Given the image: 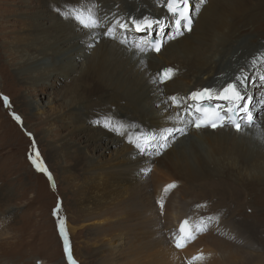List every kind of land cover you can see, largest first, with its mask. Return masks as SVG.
Returning a JSON list of instances; mask_svg holds the SVG:
<instances>
[{
	"label": "bare ground",
	"instance_id": "1",
	"mask_svg": "<svg viewBox=\"0 0 264 264\" xmlns=\"http://www.w3.org/2000/svg\"><path fill=\"white\" fill-rule=\"evenodd\" d=\"M132 1L90 0L96 14L102 20L108 18L103 27L91 32L58 11L78 4L89 6V0H23L12 10V24L19 28L10 31L6 49L17 62L20 79L53 91L59 77L70 81L67 94L42 104L51 114L45 121L49 140L56 136L59 122L68 132L57 147L50 148L66 165L62 179L77 202L73 222L67 216V235L80 233L82 252L93 264H186L181 249L171 243L170 233L186 217L208 216L204 215L208 206L218 220L213 221L211 235L203 244L210 251L202 253L226 251L232 246L229 242H236L243 252L234 264L264 263V258L255 256V244L247 242L259 239L249 238L237 215L240 207L257 206L248 197L264 189V112L240 132L229 126L192 130L188 115L183 117L185 123H179L177 113L182 109L169 99L188 97L205 87L218 89L243 73L249 78L244 92L245 98H251V113L260 107L264 41L259 39L261 29L245 33L249 27L242 25L240 17L250 15V24L261 28V6L256 0L196 4L194 9L200 10L193 17L192 32L175 39L169 38L174 30L166 27L148 33L121 32L117 26L115 38L104 37L116 18L123 22L129 17H149L172 23L163 0ZM258 3L264 6V0ZM145 6L147 10L140 11ZM148 37L164 43L158 55L134 48ZM172 67L179 74L168 83H159L157 73ZM60 98L63 102H57ZM32 105L36 113H44L41 103ZM104 117L124 125L123 134L109 128L87 133L91 122ZM172 128L185 132H174L175 138L169 137L171 142L161 154L151 153L148 158L136 148V143L146 148V139L152 136L162 143L159 137ZM172 183L175 187L164 193V187ZM234 198H240V203H233Z\"/></svg>",
	"mask_w": 264,
	"mask_h": 264
},
{
	"label": "rangeland",
	"instance_id": "2",
	"mask_svg": "<svg viewBox=\"0 0 264 264\" xmlns=\"http://www.w3.org/2000/svg\"><path fill=\"white\" fill-rule=\"evenodd\" d=\"M22 1L0 0V264H67L63 240L58 231L54 210L58 205L60 206L59 215L63 217L66 226L67 216L69 222H73L74 206L77 205V202L72 197V189H68L62 179V171L66 165L57 156V151L50 148L57 147L62 137L68 132L65 131L64 124L59 122L54 129L56 136L54 138L50 137L51 139L49 140L48 134L51 133L47 130L48 126L45 121L49 119L51 114L46 108V104L45 106L42 104L49 100L53 102L54 97H61L67 94L70 88V81L65 80L62 76L59 77L55 83L56 89L53 91L52 87L44 85L35 88L34 85L24 83L17 75L15 71L17 62L14 56L6 49V45L11 41L9 39L11 36L10 31L19 28L12 24L13 21L11 19L14 17L12 10L16 8L15 5ZM211 1L207 0L206 5H210ZM259 1L256 0L255 4L261 6L259 12H264V6L258 3ZM132 2L138 3L134 0ZM195 6L196 3L193 0V9ZM141 10H147V7H140ZM152 10L151 12H154ZM137 18L140 19L139 17ZM240 19L244 21L243 26L249 27L244 31L245 33H249L251 29H261L258 34L262 36L259 39L263 43L264 24L261 25V28H258L257 24L252 26L250 24L252 19L248 14H243ZM171 24L168 21L165 29L174 30ZM118 30H120L119 27ZM54 92L56 93L54 94ZM4 97L8 98V106L5 105ZM258 97L261 100V105L252 114L253 119L256 120L264 112V93H261ZM57 102H63L62 98L57 100ZM32 103H41L44 113L39 111L37 112L38 116L35 115L37 113ZM261 109H263L262 113ZM13 114L19 116L20 121L15 120ZM104 129L106 127L102 126V124H92L91 122L85 130H87V133L93 134L98 130ZM75 142L80 143L77 140ZM33 143L39 150L48 170L49 168L52 169L50 170L51 172L53 171L51 174L56 187L50 188L48 177L35 171L28 159L29 153L33 150ZM158 146L159 142L150 149L151 152L146 150L144 156L150 158V154L155 152ZM147 148L148 145H146L145 149ZM161 150L159 151L160 154ZM89 152L90 154L95 153L93 148L89 149ZM52 155L55 156L54 159ZM74 172L76 173L77 171L75 170ZM263 190L256 189L252 192L253 195L248 197L249 200L254 201L251 205L257 204L259 207H246L247 209L240 207L237 210L238 217H241V222L243 225L245 224V229L243 230L248 232L246 233L249 238L254 236V238L259 239V241L247 239V242L255 244L256 250H258V254L255 256L261 258H264V203L258 204L257 202L264 201ZM257 195L259 196L258 198H256ZM232 201H234L233 203H240V198H234ZM213 205L216 207V203ZM204 210L206 212L204 215L211 216V209L208 206ZM247 224L252 227H248ZM250 228L252 229L251 231ZM209 235H211L210 230L200 234V237L192 241L186 250L183 251L181 249L180 252L184 258L190 260L200 252L210 251L203 245L208 241ZM67 236L73 256L78 261V264H93L94 262L82 252L80 233L76 231L72 236ZM229 243L232 246L227 248L226 251L219 249L218 252L206 255L208 257L206 260L197 261L196 264L237 263L240 257L239 254L243 252V247L239 245L240 243ZM258 263L256 261L254 264Z\"/></svg>",
	"mask_w": 264,
	"mask_h": 264
},
{
	"label": "snow or ice",
	"instance_id": "3",
	"mask_svg": "<svg viewBox=\"0 0 264 264\" xmlns=\"http://www.w3.org/2000/svg\"><path fill=\"white\" fill-rule=\"evenodd\" d=\"M196 4L206 3L207 0H195ZM163 7L167 10L169 15L172 17V28L174 29L175 35L170 36V39H175L176 36H182L185 32H190L192 30L193 17L199 12V7L197 6L193 9V0H163ZM61 11V15L65 18L73 19L80 27L85 30L93 31L95 29L104 26V23L108 19L105 17L103 20L96 14L95 5L91 4L89 0V6L85 5H75L69 6ZM119 27L121 32L126 31H136V32H148L151 33L157 29H162L167 27V24L160 19L142 17L140 19H135L129 17L126 21H121L120 18H116L112 23L111 27L104 33L107 36L115 38V30ZM122 43L125 41H121ZM147 45V46H145ZM134 48L139 53H146L148 51L160 52L161 42L159 40H152L150 37L141 38V40L134 44ZM174 75V70L169 68L157 73V80L159 83H164L166 80L171 79ZM264 79V77H261ZM249 84V78L243 73L237 76L232 81L224 84L218 89L204 88L192 92L188 97L177 98L175 96L169 97L172 103L176 107H183L184 113H177V118L179 123H185L183 115L192 116V120L188 123L200 129L202 127H211L213 129L217 127H233L236 131H241L245 126H252L253 117L251 113V98H245V92ZM5 105L8 106V98L4 97ZM217 99L222 100L224 103L220 105H214L208 107L207 104L211 100ZM190 101V103H188ZM210 117V118H209ZM13 118L20 121V117L13 114ZM95 123L102 124V126L109 128L112 131H116L119 134H123L120 130L125 126L114 122L112 117H104L95 121ZM178 132L183 135L185 132L184 128H172L167 129L165 134L159 137V146L152 155H158L160 149L168 146L171 142L169 137L175 138L172 134ZM139 139V137H137ZM129 142H133L131 137H129ZM148 148L145 149L141 144L136 143V148L140 149L141 152L150 150L157 143V138L155 136L146 139ZM28 159L32 163L33 167L43 174H45L49 181H53V176L48 170L47 166L44 164L39 150L35 147L33 143V150L29 153ZM144 172H150V169H144ZM53 186L54 183H53ZM175 184H168L164 187L163 192L167 193L170 189L174 188ZM161 209H163V195L160 200ZM204 207L203 205H197L196 208ZM60 206L54 210V215L57 218V227L60 236L63 240L65 258L67 264H78V261L74 258L70 241L67 236V230L65 226V221L63 217L59 215ZM218 220V217L214 216H200L198 219L193 220L192 217H186L181 221L179 227L170 233V241L177 249L186 248L192 241H194L200 234L209 230L213 221ZM206 257L202 252L193 256L186 264H196L197 261H204Z\"/></svg>",
	"mask_w": 264,
	"mask_h": 264
},
{
	"label": "water",
	"instance_id": "4",
	"mask_svg": "<svg viewBox=\"0 0 264 264\" xmlns=\"http://www.w3.org/2000/svg\"><path fill=\"white\" fill-rule=\"evenodd\" d=\"M263 109H261V113H262Z\"/></svg>",
	"mask_w": 264,
	"mask_h": 264
}]
</instances>
